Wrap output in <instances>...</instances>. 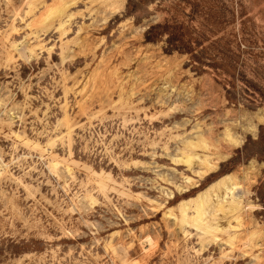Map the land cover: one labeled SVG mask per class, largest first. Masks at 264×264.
I'll return each mask as SVG.
<instances>
[{
	"label": "rangeland",
	"instance_id": "obj_1",
	"mask_svg": "<svg viewBox=\"0 0 264 264\" xmlns=\"http://www.w3.org/2000/svg\"><path fill=\"white\" fill-rule=\"evenodd\" d=\"M0 159V264H264V0H0ZM226 175L209 242L179 207Z\"/></svg>",
	"mask_w": 264,
	"mask_h": 264
},
{
	"label": "bare ground",
	"instance_id": "obj_2",
	"mask_svg": "<svg viewBox=\"0 0 264 264\" xmlns=\"http://www.w3.org/2000/svg\"><path fill=\"white\" fill-rule=\"evenodd\" d=\"M65 9L66 7L61 8L60 12L57 13V16L61 15V13H63ZM36 48H37L36 46L34 47L29 45L28 39H25V41L17 44V46L14 49L17 50L19 56L23 58L25 61H31L37 55ZM14 118L15 117L11 116V119ZM225 139L230 145L236 143V139L229 129L226 130ZM197 140H198L197 142L191 140L185 143V148L182 151V158L177 160L176 162L187 164L188 167L191 169H194L195 166L197 165L199 168V171L197 172V174H199V177L206 176L207 178L209 175L215 172L220 160L218 158L211 157L207 154L204 156L193 154V152H196L194 151L196 148L200 147L203 144H206L203 135H199ZM209 146L206 144L204 148L207 147L210 148ZM5 169H6L5 165L0 159V173L2 170ZM57 169H59L58 171L57 170L56 171L60 173V175L66 173L67 176V174L71 173L70 167L69 168L60 167ZM63 175L64 176L62 177H65V174ZM195 186L198 185L195 184ZM238 186H239L238 184H232L231 175H226L221 179H219L218 181H216L215 183H213L212 185H210L206 189V191L201 193L199 196H197V198L183 201L179 207V212L181 213V217L183 219L182 223L185 224L188 220H191L196 227H203L205 229L207 241L215 242L216 241L215 236L223 234L227 226L226 225L225 228H223L220 225L221 219H233L238 221L241 219V214H242L241 212L243 210L244 203H243L242 194L240 195L239 193H237ZM178 190L180 191L179 194L181 195H184L187 192H189L188 189L184 191V189L178 188ZM173 198L174 197L171 196L170 200H172ZM89 199L90 198H86V200ZM192 203L194 204V213L192 216H189L188 210H190V206ZM229 222H228L229 226H227L228 228L230 227L231 224V223L229 224ZM229 237L232 238L233 240L235 239V237L232 236ZM118 254L120 255V253ZM118 258H120V256ZM124 259L122 258L121 260Z\"/></svg>",
	"mask_w": 264,
	"mask_h": 264
}]
</instances>
